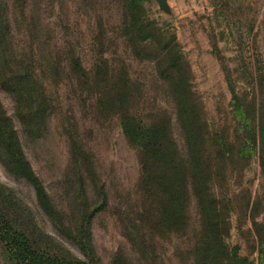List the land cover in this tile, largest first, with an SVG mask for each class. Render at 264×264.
Listing matches in <instances>:
<instances>
[{"label": "rangeland", "instance_id": "rangeland-1", "mask_svg": "<svg viewBox=\"0 0 264 264\" xmlns=\"http://www.w3.org/2000/svg\"><path fill=\"white\" fill-rule=\"evenodd\" d=\"M0 0V72L28 69L39 77L43 116L19 113L0 84V103L55 211L38 204L0 144V205L21 228L60 253L83 258L75 236L85 224L98 264L121 253L129 264H197L202 218L194 166L178 117L165 44L174 35L185 78L198 99L207 140L209 188L229 222L225 242L246 264H264V0ZM155 22L142 41L131 26ZM146 33V34H147ZM79 58L89 85L73 74ZM131 84L135 110L147 121L171 118L187 187L182 229L154 214L143 195L137 149L119 116L102 110L93 84ZM186 122V121H185ZM101 189L107 193L102 205ZM150 207L146 218L144 208ZM90 221L87 224V219ZM0 264H13L0 242Z\"/></svg>", "mask_w": 264, "mask_h": 264}, {"label": "trees", "instance_id": "trees-1", "mask_svg": "<svg viewBox=\"0 0 264 264\" xmlns=\"http://www.w3.org/2000/svg\"><path fill=\"white\" fill-rule=\"evenodd\" d=\"M132 9H137L138 0H132ZM134 31L147 41L151 36L147 29H155V22L138 14L131 20ZM147 33V34H146ZM5 43L0 38V47ZM169 55V69L174 79L180 84H173V92L178 108V117L184 122L188 146L194 166L195 180L193 191L202 218V240L197 244V264H246L237 249H230L225 239L229 234L228 217L220 201L211 194L209 188L208 156L205 148L207 140L204 122L201 123L198 99L191 84L183 72L184 60L178 50L175 36L170 35L165 44ZM73 74L88 83V76L82 68L79 58L72 59ZM95 85L98 105L102 110L116 113L124 133L132 146L138 151L141 165L140 185L146 200L153 206L159 221L182 229L186 219L187 187L184 182L182 162L178 157V147L171 134V118L166 115H153L147 121L135 110V94L131 84H111V75L104 72L96 74ZM0 84L13 93L19 103V113L24 116L37 117L46 113V100L40 93L39 84H43L39 74L28 69L2 70ZM186 121V122H185ZM0 144L7 154L13 171L25 179L34 189L39 206L50 216L55 208L50 195L41 179L36 175L24 149L11 118L0 103ZM102 205L107 204V193L101 189ZM151 209L147 206L142 214L146 218ZM90 218L87 219V224ZM91 233L82 225L75 236L77 245L84 257L53 250L50 242L39 240L25 228L19 227L8 211L0 205V242L4 245L13 264H98L93 255ZM112 264H129L123 254L118 253Z\"/></svg>", "mask_w": 264, "mask_h": 264}, {"label": "water", "instance_id": "water-1", "mask_svg": "<svg viewBox=\"0 0 264 264\" xmlns=\"http://www.w3.org/2000/svg\"><path fill=\"white\" fill-rule=\"evenodd\" d=\"M161 2L164 4L165 3V0H161Z\"/></svg>", "mask_w": 264, "mask_h": 264}]
</instances>
